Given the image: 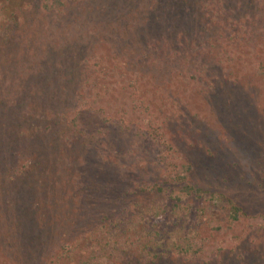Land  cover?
<instances>
[{"label": "rangeland", "instance_id": "374dc122", "mask_svg": "<svg viewBox=\"0 0 264 264\" xmlns=\"http://www.w3.org/2000/svg\"><path fill=\"white\" fill-rule=\"evenodd\" d=\"M73 1L62 14H45L40 10L42 0H0V47L5 43L0 48V94L18 86L20 74L38 69V58L52 55L54 68L68 71L74 63L88 74V81L83 77L79 84L98 83L96 89H107L110 95L104 96L103 104L110 115L124 113L143 125L128 131L104 130L100 118L83 114L89 124L85 133L74 136L71 145L56 141L64 131L48 135L55 141L40 150L38 169L33 168L15 194L0 193V200L11 196L15 203L21 187L23 196L31 191L35 213L46 219L50 230V240L44 239L42 247L51 250L61 232L80 234L82 217L100 219L118 208L122 197L121 205L127 199L153 202V194L140 191L166 182L157 145L147 135L161 126L173 145V161L191 166L189 184L226 196L243 211L240 222L227 229L228 208L222 201L190 198L177 187L170 188L161 199L173 193L172 198L180 197L201 211L184 217L176 228L169 226L170 239L195 228L202 232L205 253L191 264H264V74L256 71L264 47L255 41V52L253 45L236 50V43L228 46L221 41L215 48L211 34L193 26L184 35L195 42V49L188 52L187 45L175 42L179 19L157 15L155 1ZM136 27L138 33L133 32ZM204 63L206 67L195 70ZM34 78L37 82L39 76ZM130 83L148 106L142 115ZM67 85L74 86L70 81ZM23 201L27 205L29 200ZM16 207L9 204L2 212L9 220L0 227V264L6 262L2 253L9 243L26 233L21 224L25 215L19 216ZM209 225L222 229L210 232ZM31 228L39 229L34 220ZM78 247L79 254H85V245ZM162 264L189 263L170 258Z\"/></svg>", "mask_w": 264, "mask_h": 264}, {"label": "trees", "instance_id": "16d2710c", "mask_svg": "<svg viewBox=\"0 0 264 264\" xmlns=\"http://www.w3.org/2000/svg\"><path fill=\"white\" fill-rule=\"evenodd\" d=\"M154 1L157 3L155 7L157 15L163 13L170 20L179 19L178 25L181 26L176 28L175 42L187 45L188 52L192 48L195 49V42L187 40L184 35L193 26L197 27L200 33L211 34L209 40L215 44V48L221 41L228 46L236 43V50L241 45L245 48L251 47L255 41L259 42L261 49L264 47V0H151L150 2ZM73 2V0H42L40 10L45 14H62L69 3ZM134 29L133 32L138 33V28ZM172 34L175 35L173 32ZM167 43L171 48L169 42ZM2 45L0 48L4 49L5 43ZM257 49V45H253L252 50L255 52ZM262 57L256 68L259 74H264L263 53ZM49 58H52V55L41 60L38 58L40 61L38 69L36 66L30 72L20 74L18 86H10L7 91L3 89L0 94V193L5 196L15 194L14 191L28 179L33 168L38 169L41 161L40 150L45 146H52L55 141L48 135L64 131L56 141L62 143L64 140L67 141L66 144L71 145L74 143V136L85 133L89 124L82 120L83 114L96 115L100 118L104 130L117 128L119 131H128L131 127L143 125L138 119L124 113L110 115L103 104L104 96L110 95L107 89L102 90L104 91L102 94L101 90L96 89L97 82L95 86L84 87L87 83L79 84V82L83 77H85L84 81H88V74H84L77 65L75 67L74 63L69 67L66 66L68 71L66 68L64 70L54 68L55 65L49 61ZM204 67H206L205 63L195 70ZM36 76H39L37 82L34 78ZM127 76L126 74V79ZM68 81L74 86H68ZM126 81L122 80V82ZM129 89H133L132 95L137 99L135 101L140 108L139 114L142 115L141 112L147 111L148 106L144 100L139 99L135 84L130 83ZM8 93L11 95L9 96ZM84 96L87 98L82 99ZM81 127L83 130H80ZM147 135L151 143L157 145L159 159L163 164V177L166 180L165 183L152 184L140 191L148 195L153 194L151 204L142 199H127L126 203L121 205L124 202L122 197L120 201L118 200V208H113L100 219L83 220L85 217H82L80 234L70 235L69 232L63 231L59 242L55 241L51 246L52 249L46 251L42 247L46 244L44 239L48 242L50 240L48 237L50 230L47 231L45 226L46 219L35 213L36 205L34 201L32 202L31 191L27 193L30 196L26 194L23 196L24 191L21 187L17 192L15 203L14 197L11 196L8 200H0V204L6 203L2 208L0 205V227L2 222L9 220V217L2 212L12 204L17 206L19 216L25 215L21 224L25 226L26 232L24 238L13 240L15 244L8 242V249L2 253V259L6 261L3 264H33L36 260H40L41 264H66L67 261L75 264H96L95 262L98 263L99 260H113V264H162L170 258L189 264L198 263L206 249L207 239L203 237L202 232L200 234V230L195 228L193 232L189 231L172 240L168 227L176 228L184 217L201 211L192 204L182 201L180 197L172 198L173 193L163 199L160 195L170 188L177 187L186 197L195 199L209 197L222 201L228 208L227 229L240 222L243 215L242 208L226 196L210 193L189 184L191 166H178L173 161V145L163 127L155 126ZM24 198L29 200L27 205L23 201ZM28 207L31 208V212ZM37 207L40 208V205ZM261 217L264 219V216ZM19 219L18 217V222ZM33 220L38 230H32ZM14 221L19 225L16 219ZM208 228L210 232L222 229L213 228L211 225ZM78 245H85L84 248L87 249L85 254L84 251L83 254H79Z\"/></svg>", "mask_w": 264, "mask_h": 264}]
</instances>
